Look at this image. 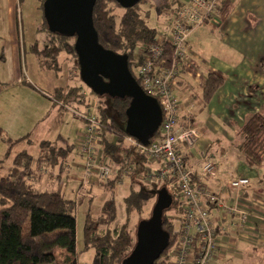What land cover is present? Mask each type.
<instances>
[{
  "label": "crops",
  "instance_id": "obj_1",
  "mask_svg": "<svg viewBox=\"0 0 264 264\" xmlns=\"http://www.w3.org/2000/svg\"><path fill=\"white\" fill-rule=\"evenodd\" d=\"M42 1L39 0L38 8L41 7ZM172 1L178 2L179 5V2L187 0ZM20 5L21 0H0V175L8 168V164L4 163V155L6 158L13 155L14 158L19 152L28 151V145H38L41 154V143L44 141L58 145L65 142L75 144L76 134L73 136L68 133L66 126L68 118L70 121L79 119L76 116L71 117L72 114L76 115L73 101L65 99L68 93L65 90L77 87L75 80L68 81L64 74L63 81L59 82L58 78L50 76L48 78L51 80L47 88H44L38 86L33 80L34 75L29 73L32 62L41 71L54 73L56 69L46 68L42 64L34 46L37 45L38 50H42L44 46L39 48L37 39L29 42V51L36 55L37 63L31 56L30 64H26L27 47L18 24ZM228 6L227 11L230 12L226 15L223 28L214 31L217 39H221L228 47L221 51L202 53L200 57L194 48L197 46L196 39L193 38V43L190 42L192 35L201 27L195 29L188 38V52L174 94L179 103L181 124L192 125L193 120L207 114L208 123L212 122L215 130L230 137L235 135L236 138L240 132L242 135V127L253 113H264V0H232ZM167 32L163 35H167ZM189 52L196 54V57L188 56ZM209 72L221 75L224 83L213 98L205 103L202 95ZM196 127L201 132V137L192 148L189 164L200 170L206 160L213 161L206 149L210 140L205 137L207 132L211 133V129L208 131L209 126L203 124ZM80 128L83 129V124L79 126V130ZM205 138L208 142L204 145ZM241 143L240 139L239 148ZM19 144L21 146L16 148ZM182 150L187 152V149ZM77 159H73V166L77 165ZM216 166L221 180L210 178L207 180L208 186L222 195L225 203L231 204L239 200L251 213L246 228L243 231H234L235 226L231 223L233 219H224L220 207L211 208L213 220L219 229L218 252L220 249L231 251L229 242L238 239V248L234 252L236 260L229 264H264V182L260 185L256 181L254 189L249 187L237 193L225 183V180L231 177L229 172L221 171L217 164ZM70 167L68 166V169ZM54 171V175L46 176L44 183L40 185L45 189L57 190L59 187L58 190L64 195L67 186L61 181L62 176L57 177L58 170ZM74 176L77 178V174ZM225 257V254L219 257L216 255L212 262L224 264Z\"/></svg>",
  "mask_w": 264,
  "mask_h": 264
},
{
  "label": "trees",
  "instance_id": "obj_2",
  "mask_svg": "<svg viewBox=\"0 0 264 264\" xmlns=\"http://www.w3.org/2000/svg\"><path fill=\"white\" fill-rule=\"evenodd\" d=\"M110 2H115L117 6L124 9L119 21L113 10L108 7ZM136 5L127 8L117 0H97L93 11L94 25L100 43L106 48L127 54L130 70L134 73L133 59L136 57L138 49L142 45L155 42L158 37V31L146 25ZM228 5V0H220L219 12L223 13ZM46 30L50 33L48 43L43 45L42 50H38L37 45L34 46L42 64L46 68L59 67V56L62 51H65L73 53L77 57L79 66L78 55L74 47L75 37L53 33L47 27ZM70 38H73L74 42L69 45ZM223 83L224 79L221 75L209 72L203 89V101L208 103ZM76 88H71L65 99L76 96L80 101L83 100L84 95H81L80 90ZM90 90L94 93L92 89ZM109 98L113 101V107L119 113V117L125 123V111L130 99ZM74 113L79 115L78 112L74 111ZM96 118L101 129L99 141L101 139L103 145V156L109 157L116 168L115 177L109 178L107 185L115 189V180L124 175V169L129 165L128 161L136 152L133 147H126L124 143V138L128 135L124 126H116L104 113L100 117L96 115ZM111 132L116 136V140L107 139V135ZM159 137L160 128L150 142L160 139ZM242 137L240 149L246 163L251 166L264 164L263 112L253 113L244 123ZM74 147L75 144L67 142L63 145L49 141L41 143V150L47 153L46 160L52 167V171H49L48 174L54 175V169H57V177L64 175V172L68 170L69 154ZM79 150L86 157L82 148ZM134 160L136 161L134 173L129 176V192L124 197L126 219L134 211L140 213L149 198H156L158 189L166 187L172 195L171 206L163 214V227L170 234L169 245L154 263L161 264L167 261L175 240V220L180 212L179 186L177 184L170 185L168 182L148 180V158L134 154ZM38 162L32 154L23 150L14 157L12 167L5 174L0 175V264H51L58 261L62 264H79L77 261L78 203L75 199L67 198L59 190L48 188L41 190L35 186L32 178L35 175L34 167L36 164L38 166L40 164ZM85 163L86 158L83 163L84 169ZM142 175L143 178H141ZM171 212H173L172 215ZM115 220L116 207L113 201H107L104 204L100 215H93L91 210L86 212L82 241L83 249L93 247L95 250L94 260L90 264H123L124 258L135 246L136 233L133 236L128 228L127 220L121 225V228H116L113 233L109 232L105 236L100 234L99 228L102 224H109Z\"/></svg>",
  "mask_w": 264,
  "mask_h": 264
},
{
  "label": "built area",
  "instance_id": "obj_3",
  "mask_svg": "<svg viewBox=\"0 0 264 264\" xmlns=\"http://www.w3.org/2000/svg\"><path fill=\"white\" fill-rule=\"evenodd\" d=\"M217 13L218 0L183 2L173 16L169 33L157 37L149 45L140 46L134 61L139 84L146 93L157 98L163 110V119L160 139L148 145L129 135L126 140L138 155L147 157L149 164H155H148V180L179 186L180 212L175 220V240L167 261L161 264H211L220 242L212 207H220L224 219H233L234 231H243L251 214L249 208L239 200L227 204L222 195L208 186L207 180L210 178L221 180L213 161L206 160L200 170L190 166L192 148L200 139L201 132L195 126L180 124L179 103L174 94L184 68L189 35L198 26L216 24ZM88 122L81 145L86 154L85 168L87 173L90 174L93 169L99 178L107 179L112 167L108 162H97L94 157V148L101 137L99 123L96 116L89 117ZM182 149H187V152ZM135 162L133 154L124 169L126 176L133 175ZM225 183L229 189L240 193L250 186V179L236 176L225 180Z\"/></svg>",
  "mask_w": 264,
  "mask_h": 264
},
{
  "label": "rangeland",
  "instance_id": "obj_4",
  "mask_svg": "<svg viewBox=\"0 0 264 264\" xmlns=\"http://www.w3.org/2000/svg\"><path fill=\"white\" fill-rule=\"evenodd\" d=\"M228 1L230 5L232 0H228ZM43 2L44 0L42 1L41 7L38 8L40 4L39 0H21L18 24H19L20 34L22 36V39L25 40L27 47L26 48L27 54H25V58H27L26 64H30L31 56H33L32 59L36 57L35 54L29 51V42L37 39V42L40 43L38 47L42 48L43 43L47 44L48 37H50V33L46 30L47 24H45V18L43 14ZM162 5L164 7H162ZM180 5L181 3H179L178 5V2H173L172 0H142L136 6L139 8L141 17L146 22V25L156 29L158 31V37H159L165 34L167 31H168L167 33H169L173 16L176 13L178 6ZM218 6L220 7V0H218ZM108 7L113 10V12L116 14L117 20L119 21V18L124 13V9L117 6L115 2H110L108 4ZM228 7H226L223 13L220 12L217 13L218 22L216 24L206 23L201 26H198L197 28L199 27L201 28L192 35L190 42L193 43L192 39L193 38L196 39L195 42L197 46L194 48L196 49L195 51L199 52V56L202 53H210L211 51H221V50H225V47L226 48L228 47L221 41V39H217L218 36L217 34H215L216 32H214L221 30L223 28V23L224 20H226V15H229L230 12L227 11V9H229ZM68 42L69 45L73 44L74 39L70 38ZM186 51L188 52V39L186 43ZM60 55H61L59 56L60 65L59 67L55 68L56 71H54V73L45 72V70L44 71L39 70L35 66L34 62H32L30 70L28 71L31 75L32 74L34 75L33 80L36 81V84H38V86H43L44 88H47L46 86L51 80L48 77L51 76L52 78H56V79L58 78L59 82H62L63 81L62 76L65 74L66 77L68 78L67 79L68 81L71 79L75 80V85L77 86L76 89L80 90L81 95H84V98L81 101L76 96L69 98V100L73 101L72 102L73 110L79 113V115L72 114L73 116L71 115V117L74 118L76 116L79 119L74 118L75 120L70 121V118H68L67 121V126H66L67 132L73 136L76 134L75 142H74L75 147L72 149L70 153L71 156L68 159V166L71 167L70 169L64 172L61 181H63L67 186L66 188L67 191L64 193V195L67 198L75 199L78 203L77 204L78 207L77 208V245H78L77 261L79 264H90L94 260L95 250L93 247L83 249V241H82L83 224H84L86 212L88 210H91L93 215H100L101 208L104 206V204L107 201H113L116 207V220L109 224H102L99 228L100 234L102 236H105L109 232L113 233L116 228H121V225L125 223V221L127 220L129 226L128 228L131 230L134 236L139 221L141 219L149 218L151 216L156 198L155 197L149 198L144 204L142 211L140 213L134 211L131 214V216H129V218L126 219L124 197L127 196L129 192L130 179L129 176H126L124 174L119 179L115 180V185H116L115 189L110 188L107 185L109 180L115 177L116 168L114 166V163L111 161L109 157H107L106 159L103 156V151H102L103 145L101 139L100 141L97 142V145L95 147L97 151L94 157L97 158V162H108L110 164L113 172L112 175H110L111 177H108L107 179H101L96 175L95 170L92 169L93 172L89 174L87 173L86 168L84 169L83 163L85 162L86 157L80 153L79 149L81 148L80 145L82 144L85 132L87 131V126L89 123L88 118L96 115L97 117H100L101 114L104 113L109 119H111L112 122L115 123L116 126L118 125L124 126V121L119 117V113L113 107L112 104L113 101L109 97L104 96L100 98L96 93L91 92L90 88L81 80L80 72H79L80 69L77 64V57L73 53H68L65 51H62ZM188 56L193 58L194 56L196 57V54L189 52ZM23 57H24V53H23ZM135 60L136 57H134L133 61ZM33 61H36L37 63V58H35ZM47 74L50 75L48 76ZM132 74L137 79L136 73L132 72ZM70 89L71 88L65 90V92L66 91L69 92ZM61 94L63 95V93ZM63 96H65V94ZM64 121L65 119H63V122ZM81 123L83 124V129L80 128L81 130H79V126H82ZM202 124L205 126L206 125L209 126V128L207 127L208 131L209 129H211V133L208 134L207 132L205 136L207 139L210 140V142L206 146V149H207V153L209 154L211 159L218 165L219 169L221 171H226V172L228 171L231 177H236L241 175H245L249 177V179L251 180L249 187H251V189L255 188L257 182L258 184L263 185L262 181L264 182V164L261 167H255L248 165L246 163L243 152L239 148L240 139L242 141L241 132L235 138V135L230 137L221 131L215 130L214 124L212 122L208 123L207 114L204 117L193 120L192 122V126L195 127L200 126ZM227 124H229V122ZM206 138L204 145L208 142ZM107 139L116 140V136L113 135L111 132V134L109 133L107 135ZM124 139H125L124 143L126 147L129 146L126 137ZM18 146L20 147L21 145L20 144L17 145L16 148ZM26 149L30 154L32 153L36 161L37 160L39 161L38 164L40 163L39 166L36 164V166L34 167L35 175L34 178H32L34 184L39 189L45 190V188H42L40 183H44V178L49 175L48 174L49 171L50 172L52 171V167L49 166V163L46 160L48 157L46 156L47 153H44L43 150L42 153L39 154L40 150L38 145L36 146L28 145ZM78 152L80 156H78L79 155ZM134 154L137 155L136 153ZM75 157L78 158L76 160L78 163L77 165L73 166L72 163ZM12 158L13 155L9 156L8 158H6L4 155L3 157V159H5L4 163L8 164V168L4 169L3 174H5V171H8L12 167V163H13ZM40 160L42 161L40 162ZM6 164L4 165L6 166ZM74 174H77L76 176L77 178H75ZM58 189L59 187H57V190ZM170 214L172 215L173 212H171ZM238 241H239L238 239H234L233 241H231L232 244L229 242L228 244L229 247L232 246L231 251L227 247V249H229L228 250L229 252L225 251L226 249L225 250L220 249L219 252H217L216 255L218 257L221 254L223 255L225 254L226 261L223 262L224 264L233 263L236 260L235 259L236 254L234 252L238 248ZM51 264H62V263L61 262L59 263L58 261L56 263H51ZM212 264H214V262H212Z\"/></svg>",
  "mask_w": 264,
  "mask_h": 264
},
{
  "label": "water",
  "instance_id": "obj_5",
  "mask_svg": "<svg viewBox=\"0 0 264 264\" xmlns=\"http://www.w3.org/2000/svg\"><path fill=\"white\" fill-rule=\"evenodd\" d=\"M97 0H44L43 14L49 31L75 37L81 80L98 96L129 98L125 131L148 145L159 130L163 110L156 97L146 93L129 68L127 54L106 48L99 41L93 11ZM140 0H117L133 7ZM151 216L139 221L136 243L123 264H154L167 249L170 234L163 227V214L171 206L166 187L156 191Z\"/></svg>",
  "mask_w": 264,
  "mask_h": 264
}]
</instances>
